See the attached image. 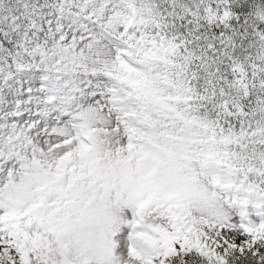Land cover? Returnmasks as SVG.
<instances>
[{
	"label": "snow or ice",
	"instance_id": "obj_1",
	"mask_svg": "<svg viewBox=\"0 0 264 264\" xmlns=\"http://www.w3.org/2000/svg\"><path fill=\"white\" fill-rule=\"evenodd\" d=\"M0 264H264V0H0Z\"/></svg>",
	"mask_w": 264,
	"mask_h": 264
}]
</instances>
